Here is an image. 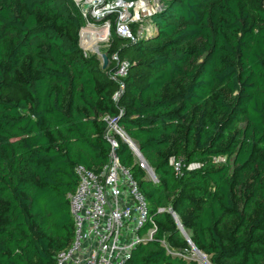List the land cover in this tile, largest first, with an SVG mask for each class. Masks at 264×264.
Returning a JSON list of instances; mask_svg holds the SVG:
<instances>
[{
	"label": "trees",
	"instance_id": "obj_1",
	"mask_svg": "<svg viewBox=\"0 0 264 264\" xmlns=\"http://www.w3.org/2000/svg\"><path fill=\"white\" fill-rule=\"evenodd\" d=\"M149 20L135 43L111 28L107 58L129 62L113 78L72 0H0V264L71 244L74 167L107 163L105 118L156 178L114 136L155 225L125 264H198L179 226L210 264H264V0H164Z\"/></svg>",
	"mask_w": 264,
	"mask_h": 264
},
{
	"label": "built area",
	"instance_id": "obj_2",
	"mask_svg": "<svg viewBox=\"0 0 264 264\" xmlns=\"http://www.w3.org/2000/svg\"><path fill=\"white\" fill-rule=\"evenodd\" d=\"M72 1L84 19V26L79 31V45L85 53L93 52L97 56L100 54L99 44L109 42L112 27L116 37L135 43L144 30V20H147L151 32L155 30L149 18L161 9L159 0ZM83 4L88 6L85 11L81 10ZM90 40L97 43L96 51L86 50L84 45ZM109 62L116 66L113 78L125 76L129 66L126 59L113 53ZM119 88L122 89L121 84ZM117 96H113L114 101ZM105 120L107 128L104 137L110 145L108 161L99 172L79 165L74 167L77 184L74 192L68 194L73 238L67 248L54 256V264H125L134 247L150 239L155 230L137 183L129 170L118 162L114 136L126 143L135 163L145 172L147 179L154 182L156 178L135 144L117 126L115 119ZM170 163L178 173L180 163L174 160H170ZM197 167L191 164L187 169ZM171 215L177 221L175 214ZM146 224L150 227L140 235ZM179 230L186 238L180 226Z\"/></svg>",
	"mask_w": 264,
	"mask_h": 264
},
{
	"label": "rangeland",
	"instance_id": "obj_3",
	"mask_svg": "<svg viewBox=\"0 0 264 264\" xmlns=\"http://www.w3.org/2000/svg\"><path fill=\"white\" fill-rule=\"evenodd\" d=\"M164 0H159V3L161 4L162 7V3ZM143 25V31L141 33V35L138 36L139 38H145L147 35H149L151 33V29L148 27V22L147 20H144V22L142 23ZM112 42V36H110L109 42L107 44L105 43H100L99 44V53H105L106 50L109 48L110 44ZM89 54V52H87ZM93 52H91L90 54H92ZM97 56V54H95ZM98 57V56H97ZM99 58V57H98ZM128 61V59H126ZM187 259H191L196 261L198 264H206V259L202 258L199 254L195 253L194 251H190L189 254L186 256Z\"/></svg>",
	"mask_w": 264,
	"mask_h": 264
},
{
	"label": "water",
	"instance_id": "obj_4",
	"mask_svg": "<svg viewBox=\"0 0 264 264\" xmlns=\"http://www.w3.org/2000/svg\"><path fill=\"white\" fill-rule=\"evenodd\" d=\"M87 8H88V6L86 4L81 5V10L85 11ZM98 56H99V59H100V62H101V69L104 70L109 64V59L107 58L106 53H100V54H98ZM186 240H187L188 244L190 245L192 251H194L195 253L199 254L201 257L206 259L205 255L203 253L197 251L195 249V247L193 246V244L188 240L187 237H186ZM206 264H210L207 261V259H206Z\"/></svg>",
	"mask_w": 264,
	"mask_h": 264
},
{
	"label": "bare ground",
	"instance_id": "obj_5",
	"mask_svg": "<svg viewBox=\"0 0 264 264\" xmlns=\"http://www.w3.org/2000/svg\"><path fill=\"white\" fill-rule=\"evenodd\" d=\"M84 46H85L86 50H90V51H96V49L98 47L97 43L95 41H92V40L87 41Z\"/></svg>",
	"mask_w": 264,
	"mask_h": 264
}]
</instances>
